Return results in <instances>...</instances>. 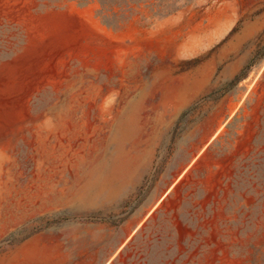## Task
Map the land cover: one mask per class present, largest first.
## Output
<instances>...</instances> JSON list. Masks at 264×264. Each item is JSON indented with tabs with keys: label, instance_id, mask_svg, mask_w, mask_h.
I'll return each instance as SVG.
<instances>
[{
	"label": "rangeland",
	"instance_id": "rangeland-1",
	"mask_svg": "<svg viewBox=\"0 0 264 264\" xmlns=\"http://www.w3.org/2000/svg\"><path fill=\"white\" fill-rule=\"evenodd\" d=\"M9 3L0 254L54 232L69 264H264V0Z\"/></svg>",
	"mask_w": 264,
	"mask_h": 264
},
{
	"label": "crops",
	"instance_id": "crops-1",
	"mask_svg": "<svg viewBox=\"0 0 264 264\" xmlns=\"http://www.w3.org/2000/svg\"><path fill=\"white\" fill-rule=\"evenodd\" d=\"M14 2L15 0H12V6ZM69 263V252L65 249L60 236L54 232L32 234L0 254V264Z\"/></svg>",
	"mask_w": 264,
	"mask_h": 264
},
{
	"label": "bare ground",
	"instance_id": "bare-ground-1",
	"mask_svg": "<svg viewBox=\"0 0 264 264\" xmlns=\"http://www.w3.org/2000/svg\"><path fill=\"white\" fill-rule=\"evenodd\" d=\"M132 106H131V104H129L126 108H125V110L123 111V114H121V119H125L129 114H135L134 113V111H133V109L131 108ZM119 118V117H118ZM132 119V118H131ZM133 120H131V122H132ZM130 122V121H129ZM128 122V123H129ZM132 124H134V123H131L130 125H132ZM127 125V124H126ZM134 126V125H133ZM119 127H120V125H119ZM117 128H118V126H117ZM134 129V128H133ZM135 130V129H134ZM132 131V130H131ZM129 174V173H128ZM129 176V175H128ZM124 177V176H123ZM122 177V178H123ZM125 177H127L126 175H125ZM122 181H124V180H122ZM121 181V182H122ZM126 182V181H125ZM121 184V183H120Z\"/></svg>",
	"mask_w": 264,
	"mask_h": 264
}]
</instances>
